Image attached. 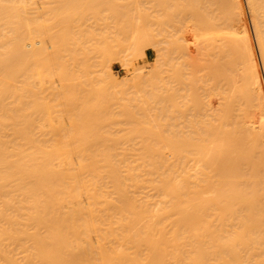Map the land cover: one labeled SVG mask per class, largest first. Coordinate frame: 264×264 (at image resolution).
I'll return each mask as SVG.
<instances>
[{
	"label": "bare ground",
	"instance_id": "bare-ground-1",
	"mask_svg": "<svg viewBox=\"0 0 264 264\" xmlns=\"http://www.w3.org/2000/svg\"><path fill=\"white\" fill-rule=\"evenodd\" d=\"M20 1L0 0V264H264V0H247L256 47L242 0L228 9L177 0L182 14L171 18L179 20L159 25L169 28L173 86H183L169 102L190 132L163 133L155 123L163 118L152 120L143 99L136 109L151 127L123 106L132 127L124 138L141 141L120 152L109 143L124 138H102L110 132L103 136L101 123L113 118L104 90L78 96L82 118L71 103L81 88V42L48 40L49 25L24 22L31 10ZM15 25L39 39L14 34ZM138 56L145 58L142 48ZM105 60L95 81L109 86ZM139 74L127 82L157 85ZM47 85L59 87L45 95Z\"/></svg>",
	"mask_w": 264,
	"mask_h": 264
},
{
	"label": "rangeland",
	"instance_id": "rangeland-1",
	"mask_svg": "<svg viewBox=\"0 0 264 264\" xmlns=\"http://www.w3.org/2000/svg\"><path fill=\"white\" fill-rule=\"evenodd\" d=\"M208 1L211 3V5L207 1L206 2L213 9L220 8V7H222L223 9H228L234 4V2H232V0H208ZM13 2H15V4H13V7L18 5L17 0H13ZM180 2L181 1L179 0V3ZM20 3L25 8L28 7L31 10V11H29V15L27 17H29V16H32V17H29L27 20L25 19L26 17H24V20H25L24 22L28 21L29 24L31 25L32 20H34L36 25L38 23H40L39 25H43V24H41V22H43V23L46 22L49 25V30L48 29L44 30V32L45 31L48 32V33L45 32V35L48 34L46 36V38L48 37L47 38L48 40L65 39V37L67 40V37H68L69 40L73 38L72 40H76L75 42H77V43H78V41H79V43L81 42L80 45H77L78 48H77L76 53H77L78 58L76 56L77 60L75 59V62H74L75 67L74 68L76 69L75 76H77V78H79L78 80L81 79L80 82L83 85H81L80 82L79 83L77 82V84L84 91L82 92L81 88L79 89V88H77L78 87L77 86L76 87L77 91L75 90V93H77L78 90H80L79 91L80 93L77 95V98L81 94H82V96H83V94H85L88 96L87 98H90L89 95H94V94H97L98 92L104 90L103 92L107 95V99L110 103V110L108 112L109 117L112 116L113 117L112 120L114 119L113 121H115V122H113L112 120L110 121L111 118H108L106 116L107 119H109V121L107 122L105 120L104 122H107L108 124L103 122L101 124L104 126H100L102 129L104 128L103 130H105V128H106V130L103 131L100 127H97V126H99V124L96 126L99 129L97 131H99V132L103 131L101 133V134L104 133L103 136H105L107 133L110 132L109 135H106L105 137H102V138L107 139L108 137L110 138L111 136H113L111 139L115 140L117 134L120 135L119 139H123L127 135L130 136L129 132H131V130H129V129L132 127H130L131 126L130 124H129L130 126L128 125V121L126 120V117L125 118L123 117V115L121 113V108H123V106H126L127 108H129L132 111L133 115L136 114L141 119L140 114H142V113H141V110L138 111L136 109V104L141 102L143 99H148V101L150 100L152 103L153 111H151V110H148V111H150L149 112L150 115H151V113H155V115L153 114L154 117L157 116V118L155 117V119H152V120L157 121V119L160 120L161 118H163L162 120H160L161 122L160 121L155 122V123H159V125L161 123L163 124V125H161V126H163V129H162L164 131L163 133H165L166 135H170L172 132H185V133L190 132L189 130L191 128H190L189 122L187 121L189 119H181V118L178 120L174 119L175 118L174 115H180V114H178V111L173 112L175 110H173L171 108V103L169 102V101L172 102L171 96L176 93V92H174L175 89H177L181 86H173V80L171 78V67H170L171 63L167 59L166 44L163 42L164 39L166 38L165 30L169 29V28L159 25V24H165L168 22H174V21L179 20L178 18H176V19L171 18L173 16V14L174 15H177L178 13L182 14V12L180 10L182 8H181V6L179 7L177 0H23V2L21 0ZM38 3H40V5L42 3L43 4H42V6H40V5H38ZM176 3H177L179 8L175 6ZM242 3H243V7H244V10L246 13L248 28H249V31L251 32L250 33L251 38H252V40L255 44V47H256L255 36L253 33L254 30H253L252 16H251L250 11H249L248 6H247L248 2H247V0H242ZM16 7H15V9H16ZM28 8H27V10H29ZM35 8H37L39 11L41 10V12H39L37 10L35 11ZM63 9H68V10L66 12V10H63ZM56 11L59 12L58 15H57ZM63 11L66 13L63 14V16H62L61 12H63ZM31 13H32V15H30ZM58 17H61V18H58ZM33 18H35V19H33ZM36 20H37V22H36ZM30 21H31V23H30ZM14 22L16 24V21H14ZM24 22H23L22 26H24ZM46 23L44 24V27H45ZM32 24L35 25L34 23H32ZM63 24H65L66 28L64 27ZM48 25H46V26H48ZM25 28L24 27L20 28L21 30L19 29V31H18L17 26L15 25L14 31L16 33L14 32V34L18 35V33H19L18 36H20V37H23L25 34V36L27 35V37L24 36V38H28V37L30 38L32 34L29 36L27 34L28 32L23 33L25 31ZM63 31H65V32H63ZM49 32H50V35H49ZM134 32L136 34L137 40L132 41V38H133L132 36H134V35H132V36H130V35L133 34ZM17 35H15V36H17ZM33 35L31 38H33L34 36H36V37L38 36L37 39H39V35H37V34L34 36ZM60 36H62V37H60ZM36 37H34V38H36ZM49 37L51 39H49ZM52 37H56V38H52ZM138 38L140 40H138ZM139 41H141V42H139ZM132 43H133V45H132ZM103 44H106L105 45L106 49L101 51V49L104 47ZM75 48H76V46H75ZM138 48H139V50H138ZM141 48L145 52V58L138 56V52L140 51ZM80 51H82V52L84 51L83 52L84 54ZM256 52H257V60L260 64L258 51H256ZM79 54H81V55H79ZM146 54H148V59L146 57ZM64 55H66V54H64ZM172 57H173V55H172ZM103 59H106L105 61L107 62V65L110 67V72H111V80L110 81H112L110 83L111 84L113 83V84L109 85V84L105 83L106 85H109V86H105L104 84H100L101 86L99 85V83H101V81H99L101 79V77H99V76L101 75L100 72L102 71V70H100V66H101V63L103 62ZM85 60H86V62H87V60L89 62L86 63ZM88 64H89V66H88ZM128 65H130V66H128ZM84 68H85V70H84ZM87 68H88V70H87ZM261 70H262V67H261ZM83 71L84 72L88 71V72L87 73L85 72V74H84ZM139 71H141V72H139ZM134 72L137 75L139 73H142V75L146 74L148 76L150 75V76L156 77V79H155L156 83H154V84H157V85L156 86H144V85L134 86V84L128 83L127 80L131 78V75L132 76L136 75ZM262 73H263V81H264L263 70H262ZM139 75H141V74H139ZM77 78H75V79L77 80ZM88 78H89V80L91 79L93 83L90 82L88 80ZM98 78H99V80H98ZM95 80H97L99 83ZM87 81H89V82H87ZM86 83H88V84H86ZM84 85H87V86H84ZM102 85H103L104 89H101ZM40 87L41 86H38L37 89ZM55 87L58 88L59 86H50V85H47L45 87L42 86V88L48 89V91L45 93V95H50L51 92H55L53 89H51V88H55ZM63 87H65L64 91L66 92V88L68 86H63ZM153 87H154V89L152 90ZM182 87H181V89H182ZM188 87L191 88L193 86H187V89H188ZM196 87H199V86H196ZM49 89L53 90V91H50ZM70 90H71V88H70ZM58 91H59V89H58ZM62 91L63 90H61L60 94H62L64 92V91L63 92ZM72 92H74V91H72ZM151 92H157V93H159V95H161L160 100L163 99L164 104L162 103V105L166 106L167 110L164 109L162 106H160V104L155 105L156 103L155 104L153 103L154 99L152 98L153 95L151 94ZM173 92H174V94H173ZM47 93H49V94H47ZM52 94H54V93H52ZM82 96H80V97L82 98ZM44 97H47V96H44ZM50 97L52 99V96H49V97H47L48 99L45 98V99H47V101L46 100L45 101L48 102ZM65 97H66V95H65ZM53 98H54V96H53ZM87 98H85V99H87ZM51 99H50V103L54 102V105H56L55 101L52 99L53 100V102H52ZM66 100H65V103L67 102ZM79 100H80V98H78V100H75L76 102L78 101L77 106H76L75 101L71 100V103L74 102L73 105H75V106H73V107H74V110H76L75 113H77V114L79 111H81V109H79V108H81L82 102H79ZM60 101H58V102H60ZM68 103H70V101ZM79 103H80V105H79ZM185 103H187V106L189 107L188 111H187L188 112L187 114H189L195 108V106L193 105V102L190 98H188ZM181 104L183 105V103H181ZM50 105L53 106V104H50ZM157 107L158 108L162 107L167 112L165 114L163 113L161 115L162 109L158 110ZM181 107L179 108V110L182 109ZM184 107H186V106H184ZM184 107H183V109H184ZM74 110H73V113H74ZM77 110H79V111H77ZM185 110H183L184 114H185ZM84 111H82V112L84 113ZM82 112H80V114H82V116H83ZM137 112H140V113H137ZM180 113H181V110H180ZM80 114H78L77 117H79V116L81 117ZM153 115H151V116H153ZM137 116H135V117L138 119ZM65 117H66V115H65ZM87 117H88V115H87ZM142 117H144L146 123H147V121H149V119H146L144 115ZM68 118H69V116H68ZM176 118H178V117H176ZM66 119H67V117H66ZM66 119L64 120V122H67ZM141 120L143 123L142 126H144V124H146V123H144L143 119H141ZM141 120H138V121L141 122ZM126 121H127V125H126ZM69 122H70V120L68 121V123H65L66 124L65 128L67 131L69 130ZM152 122L154 123V121H151L149 123H152ZM114 123L117 125L116 129H115L116 125ZM118 124H119V126H118ZM146 125H149V124L147 123ZM127 126H128V128H126ZM118 127L122 128V129H120ZM147 127H151V126L149 125ZM108 130H110V131H108ZM113 130L114 131L116 130V132H114ZM127 130L129 131L128 134H127ZM106 131H107V133H105ZM111 132L112 133L114 132L115 135H114V133L112 135ZM122 132H123L124 136L121 138ZM143 132H144V130H143ZM140 133H142V132H140ZM145 133H147V132H145ZM144 135H147V134H144ZM126 138H124L123 142L121 140H116L117 142L113 143V140L111 141V139L108 140L109 142L111 141L110 143L108 141L107 142L109 144L112 143L113 146L116 144V146H114V147H115V149H117L116 151H118V152H120L118 149L122 150L123 147H124L123 149L130 147L129 151H131V148L133 150L140 148V145H138V144H140L139 142L141 141L138 139L140 137L135 138V137L131 136V137H128L127 139ZM129 138H131L130 139V141L132 142L131 144L128 143ZM135 139L138 140L137 143H135L136 142ZM133 141H134V143H133ZM124 142L128 143V144L127 143L125 144L127 146L124 145ZM136 145L139 146V148H137ZM166 150H168V149H166Z\"/></svg>",
	"mask_w": 264,
	"mask_h": 264
},
{
	"label": "crops",
	"instance_id": "crops-1",
	"mask_svg": "<svg viewBox=\"0 0 264 264\" xmlns=\"http://www.w3.org/2000/svg\"><path fill=\"white\" fill-rule=\"evenodd\" d=\"M146 57H147V59H148V54H146Z\"/></svg>",
	"mask_w": 264,
	"mask_h": 264
}]
</instances>
